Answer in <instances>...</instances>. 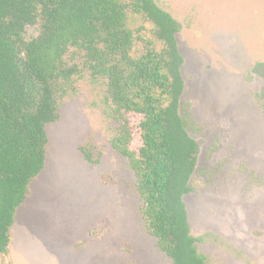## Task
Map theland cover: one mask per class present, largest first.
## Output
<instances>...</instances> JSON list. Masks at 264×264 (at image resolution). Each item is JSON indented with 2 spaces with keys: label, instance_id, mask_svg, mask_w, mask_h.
I'll return each instance as SVG.
<instances>
[{
  "label": "rangeland",
  "instance_id": "obj_1",
  "mask_svg": "<svg viewBox=\"0 0 264 264\" xmlns=\"http://www.w3.org/2000/svg\"><path fill=\"white\" fill-rule=\"evenodd\" d=\"M156 2L181 25V113L200 144L184 196L192 234L205 236L198 247L209 264H264V76L253 72L264 63V0ZM105 96L83 70L61 99L45 168L0 264H173L144 227L133 171L111 144Z\"/></svg>",
  "mask_w": 264,
  "mask_h": 264
},
{
  "label": "trees",
  "instance_id": "obj_2",
  "mask_svg": "<svg viewBox=\"0 0 264 264\" xmlns=\"http://www.w3.org/2000/svg\"><path fill=\"white\" fill-rule=\"evenodd\" d=\"M180 28L156 0H0L2 256H10L17 210L45 168L47 125L87 70L106 86L111 144L133 171L147 233L173 264H209L184 200L194 190L200 144L181 113ZM253 72L264 76V63Z\"/></svg>",
  "mask_w": 264,
  "mask_h": 264
}]
</instances>
